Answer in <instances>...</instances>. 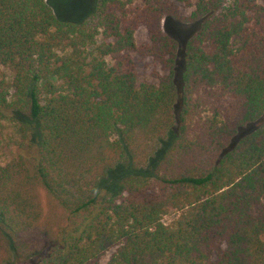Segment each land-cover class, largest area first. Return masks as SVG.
<instances>
[{
    "label": "trees",
    "instance_id": "16d2710c",
    "mask_svg": "<svg viewBox=\"0 0 264 264\" xmlns=\"http://www.w3.org/2000/svg\"><path fill=\"white\" fill-rule=\"evenodd\" d=\"M163 18L197 22L178 84ZM131 52L167 73L140 80ZM9 107L31 137L0 164V264H264V0H97L80 22L0 0Z\"/></svg>",
    "mask_w": 264,
    "mask_h": 264
},
{
    "label": "rangeland",
    "instance_id": "374dc122",
    "mask_svg": "<svg viewBox=\"0 0 264 264\" xmlns=\"http://www.w3.org/2000/svg\"><path fill=\"white\" fill-rule=\"evenodd\" d=\"M193 2L195 0H192ZM48 4L53 10L54 14L64 20L83 21L95 8L97 0H48ZM192 7H185L179 5V11L182 16L188 17ZM162 31L173 38L177 43L176 57L174 62V67L172 70V77L174 83L178 84L180 81V76L183 67V47L185 41L191 36L196 28V21L189 20H179L174 18H163L161 21ZM135 43L140 45L147 40V30L145 27H139L134 33ZM132 58L136 64L139 79L147 80L153 83H157L155 75H163L167 73L160 64L154 62L151 58L141 57L135 52H131ZM6 73V78L8 81L11 79V75ZM12 93V89L9 91ZM3 115L0 117V164H3L12 158L16 157L19 153L18 144L23 140V137H31L28 129L25 128L22 122H26L28 118V112L20 111L16 112L12 107L3 109ZM261 125V120L256 122L243 124L240 126L233 138L236 141L239 137L244 136L251 130L258 128ZM121 173L119 170L117 171ZM39 199L41 201V206L43 210L44 220L42 223H50L53 227L61 222L60 211L55 208L52 203L47 199L46 194L43 191H39ZM177 212L175 210L169 211L165 216H163L162 221L165 224H171L177 217ZM39 228L38 230H40ZM41 234V233H40ZM113 252L109 251L102 259V263L108 260V257Z\"/></svg>",
    "mask_w": 264,
    "mask_h": 264
}]
</instances>
